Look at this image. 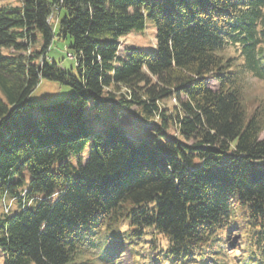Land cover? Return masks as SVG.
Returning a JSON list of instances; mask_svg holds the SVG:
<instances>
[{"label":"trees","instance_id":"1","mask_svg":"<svg viewBox=\"0 0 264 264\" xmlns=\"http://www.w3.org/2000/svg\"><path fill=\"white\" fill-rule=\"evenodd\" d=\"M22 1L0 9V196L19 204L0 215L5 264H84L85 234L121 217L143 238L123 264H264V112L247 100L264 83V0ZM148 20L155 47L121 58ZM56 38L77 76L48 61ZM42 79L73 93L35 113ZM92 103L155 136L91 130Z\"/></svg>","mask_w":264,"mask_h":264},{"label":"rangeland","instance_id":"2","mask_svg":"<svg viewBox=\"0 0 264 264\" xmlns=\"http://www.w3.org/2000/svg\"><path fill=\"white\" fill-rule=\"evenodd\" d=\"M23 6L22 0H0L1 8H21ZM63 16V14H62ZM61 16V17H62ZM60 18V13H57L56 18L53 20L55 29L57 28V21ZM155 26L151 20L147 21L146 28L141 31L133 30L127 36L121 38V48L119 56L126 58L130 50L134 47H139L144 50H150L155 47ZM42 39L38 37V43L33 46L35 50H40L42 46ZM69 41H61L55 39L50 51L47 53L48 61L54 60L59 64L61 69L70 71L72 75L77 76L75 69V62L68 57L67 49ZM8 50H3L4 55H8ZM211 87L216 88L214 81H209ZM249 88L247 89V100L251 103V109L259 107L261 112H264V83L251 78L249 80ZM73 90L60 82L42 79L39 85L32 91L30 98L35 103V113H38L41 106L50 105L57 102L68 101L72 95ZM0 96L2 93L0 91ZM167 102V103H166ZM167 107L171 108L173 103L166 101ZM88 124L91 130L97 131L99 134L106 136L107 128L111 123H120L128 136L135 139H145L155 136L151 124H146L134 114L133 111L116 108L111 105L89 104L85 110ZM172 134V130L169 131ZM264 138V134L262 135ZM11 204L10 215L19 211V204L17 200L10 197L2 198L0 196V215L4 213V207ZM9 209V207H6ZM143 238L138 239L132 233L130 221L119 218L110 226L105 225L97 227L88 231L85 237L79 243L77 253L81 251L86 252L83 262L84 264H123L124 257L130 253L136 257L140 256L137 253V246ZM98 244L99 249H94L92 246L86 248L88 244ZM83 258V257H82ZM0 264H5V258L0 251ZM28 264H35L30 261Z\"/></svg>","mask_w":264,"mask_h":264},{"label":"bare ground","instance_id":"3","mask_svg":"<svg viewBox=\"0 0 264 264\" xmlns=\"http://www.w3.org/2000/svg\"><path fill=\"white\" fill-rule=\"evenodd\" d=\"M9 209L7 208L6 213H8Z\"/></svg>","mask_w":264,"mask_h":264},{"label":"built area","instance_id":"4","mask_svg":"<svg viewBox=\"0 0 264 264\" xmlns=\"http://www.w3.org/2000/svg\"><path fill=\"white\" fill-rule=\"evenodd\" d=\"M70 58H72V57L70 56Z\"/></svg>","mask_w":264,"mask_h":264}]
</instances>
